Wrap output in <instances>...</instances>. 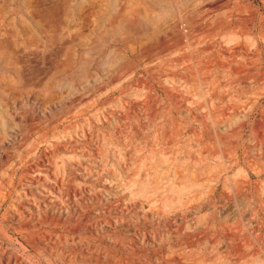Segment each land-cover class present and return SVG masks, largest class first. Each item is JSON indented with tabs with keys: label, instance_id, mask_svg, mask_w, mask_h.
I'll return each mask as SVG.
<instances>
[{
	"label": "rangeland",
	"instance_id": "374dc122",
	"mask_svg": "<svg viewBox=\"0 0 264 264\" xmlns=\"http://www.w3.org/2000/svg\"><path fill=\"white\" fill-rule=\"evenodd\" d=\"M0 264H264V0H0Z\"/></svg>",
	"mask_w": 264,
	"mask_h": 264
},
{
	"label": "bare ground",
	"instance_id": "6f19581e",
	"mask_svg": "<svg viewBox=\"0 0 264 264\" xmlns=\"http://www.w3.org/2000/svg\"><path fill=\"white\" fill-rule=\"evenodd\" d=\"M84 131V130H83ZM99 148V147H98ZM105 150V149H104ZM98 151H100L99 149H98ZM105 151H107V150H105ZM41 159V158H40ZM43 160V159H42ZM44 163H45V161H43ZM50 165H51V163H50ZM47 169V168H46ZM48 169H50L49 167H48ZM51 170H53V168L51 169ZM50 170V171H51ZM57 171H59V170H57ZM52 172V171H51ZM58 173V172H57ZM63 173V177H64V172H62ZM59 174V173H58ZM30 175V174H29ZM38 176V175H37ZM45 176V175H44ZM61 176V175H60ZM50 177V176H49ZM38 178H39V176H38ZM31 180H33V179H31ZM34 180H37V179H34ZM30 181V180H29ZM66 181V180H65ZM81 182V181H80ZM61 183V182H60ZM72 183V182H71ZM26 184V183H25ZM32 184V183H31ZM72 185H74V184H72ZM71 185V186H72ZM75 187V186H74ZM42 188V187H41ZM56 188H57V186H56ZM60 190V189H59ZM41 192V191H40ZM42 193V192H41ZM74 193V192H73ZM30 196V195H29ZM27 198H28V196H27ZM84 198V197H83ZM50 199H51V197H50ZM34 200V199H33ZM31 201V200H30ZM35 201V200H34ZM68 201V200H67ZM35 205V204H34ZM32 207V206H31ZM38 207V206H37ZM33 208V207H32ZM28 209V208H27Z\"/></svg>",
	"mask_w": 264,
	"mask_h": 264
}]
</instances>
